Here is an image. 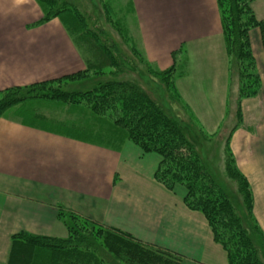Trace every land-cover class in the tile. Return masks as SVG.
Returning a JSON list of instances; mask_svg holds the SVG:
<instances>
[{"label": "crops", "instance_id": "obj_1", "mask_svg": "<svg viewBox=\"0 0 264 264\" xmlns=\"http://www.w3.org/2000/svg\"><path fill=\"white\" fill-rule=\"evenodd\" d=\"M130 4L136 40L147 61L165 71L179 53L176 86L181 101L206 134H217L228 116L232 83L217 0ZM255 9L264 19V0H256ZM42 17L34 0H0V91L85 70L58 19L32 27ZM252 47L261 89L243 100V122L230 147L264 234V48L257 30ZM23 108L13 114L20 118L0 120V264H7L16 233L67 237L60 208L168 251L181 264H229L202 213L185 206V191H170L156 181L159 156L144 154L127 140L116 141L114 149L90 140L91 134L107 131L91 127L90 121L78 127L76 110L83 109L49 100L32 110Z\"/></svg>", "mask_w": 264, "mask_h": 264}, {"label": "trees", "instance_id": "obj_2", "mask_svg": "<svg viewBox=\"0 0 264 264\" xmlns=\"http://www.w3.org/2000/svg\"><path fill=\"white\" fill-rule=\"evenodd\" d=\"M37 1L44 13L38 25L59 18L67 32L73 36L75 43L87 49L91 57H87L86 70L77 74L56 81L0 91V118L8 110L20 105L44 100L69 106L84 103L97 115L110 113L113 124L120 129L116 130L117 134L112 133L114 140H127L136 145L142 153L155 154L161 158L155 174L156 181L170 191H174L178 185L186 188L185 206L205 216L214 240L226 251L229 264H264V234L253 215L252 192L246 178L238 170L230 149L231 136L243 122V100L257 96L261 89V78L257 72L250 41V32L259 28L264 45V19L259 20L255 15V0H218L223 35L230 59L231 85H237L238 93L235 100L229 101L228 104V115L235 124L230 129L224 145L226 170L229 176L236 180L248 218L238 215L225 190L213 179L196 143L190 139V127L184 120L171 116L168 110L160 106L141 82L106 81L84 93L62 89L64 83L85 79L91 72L103 75L105 68L116 67L118 71L114 74L118 75L131 68L123 61L122 55L115 60L113 54L99 44L96 37L84 26L82 12L78 11L76 6L65 3L58 7L57 0ZM75 36H78L79 40H76ZM129 42L132 43V40ZM114 48V52L119 53V49ZM136 49L132 45L134 56L149 68L147 73L157 76L160 82L164 83V88L170 91L171 99L179 103L184 111L189 112L188 107L182 103L176 86L179 53L173 54L174 65L161 72L150 68L149 63L140 57ZM91 59L94 63H91ZM236 66L237 78L234 77ZM188 117L189 123L195 126L190 112ZM227 124L222 125L220 133L225 130ZM198 129L202 135L209 138L204 131ZM58 215L69 230L67 237L39 236L25 231L16 233L11 238L7 264H99L92 253L93 250H90V246L83 240L88 233L81 234V229L94 232L107 251L125 264H181L178 256L144 244L118 229L104 227L63 208H60Z\"/></svg>", "mask_w": 264, "mask_h": 264}, {"label": "rangeland", "instance_id": "obj_3", "mask_svg": "<svg viewBox=\"0 0 264 264\" xmlns=\"http://www.w3.org/2000/svg\"><path fill=\"white\" fill-rule=\"evenodd\" d=\"M34 1L39 5L37 0H34ZM130 1L131 0H57L58 7H62L65 3H69L71 5L76 6L78 8L77 10L78 11L80 10L82 12L81 15L83 17L84 26L88 29V31L92 35L96 37L99 44L102 45L105 49H107L111 54H113L115 60L119 58V55H122L124 57L123 61H126L129 64V67L131 68V69H125V67H123L125 69L124 73H121L118 75H116L117 73L114 74L116 71H118L116 67L105 68L102 73L103 75H96L94 72H91L88 75V77L85 79H80V80H75V81H70L68 83H64L65 85L62 86V89L68 92L84 93L89 90H92L93 88L101 84L102 82H106V81H112V80L132 81L134 80L137 82H141V84L143 85V87H145L148 94L154 100H156V102L160 106H162L166 111L168 110L171 116L177 117V118L179 117L180 119L184 120V122L188 125V127H190V133H189L190 139H193L194 142L196 143L197 148L200 150L205 160V163L207 165V168L210 174L212 175L213 179L216 180L217 184L225 190L230 200L232 201L233 205L236 207L237 209L236 211L238 215L240 217L242 216L244 218L246 217L248 218L246 208L244 204L242 203V199L240 197L241 194L238 192L236 180L230 177L226 170L227 169L226 168V155L224 153V145L226 142V138L229 136V131L232 125L235 124L234 123L235 121H232L228 115L225 121V124L228 123L225 130H222V133H220V130H219L217 135L216 133L213 135L207 134L209 138L202 135L201 131L198 128H200L202 131L204 130L199 126L198 123L195 122V126L189 123L188 116H189L190 111L189 112L184 111L183 108L179 105V103L171 99V93L169 90L164 88L163 86L164 83L160 82L157 76H154L153 74L150 75L149 73H147L148 67L142 64L139 58H137V56H134L131 50L132 45H134V47L138 49L140 57L142 56L143 58H145L144 53H143L144 52L143 48L138 42L139 38H138L136 18L133 13V9L130 4ZM218 9H219V6H218ZM253 9H254L257 19H259L257 16V10L255 9V2L253 4ZM42 13H43V10H42ZM43 17H44V13H43ZM43 17L41 18V20L43 19ZM54 19H58L61 22L59 18H53L52 20ZM52 20H50L49 22H51ZM259 20H263V19H259ZM39 22H37L32 27L43 26L49 23L47 22L43 25H38ZM62 26L67 32V29L65 28V26L63 24ZM256 30L259 31L261 42H262V34L259 28H256L250 32V41H251L253 57L256 63V67H257V59L255 57L253 47H252V34ZM67 34L69 33L67 32ZM69 36L71 37V39H73V36H71L70 34ZM75 37H76V40H79L77 38L78 36H75ZM129 40H132V43H130ZM76 46L83 60L85 61V66H86L85 70H86L87 57L89 58L91 57V55H88L89 53H87V49L79 45V43L76 44ZM262 46L264 48L263 42H262ZM114 47L119 49V53L114 52V49H115ZM145 60L147 61L146 58ZM91 63H94L92 59H91ZM149 65H150V68H152L153 70L154 69L158 70L157 68L152 66L151 63H149ZM237 70L238 69L236 66L235 73H234L235 78L238 77ZM165 71H161V72H165ZM71 75H74V74H71ZM71 75H67V76H71ZM67 76H64V77H67ZM64 77L51 80V81L63 79ZM232 86L233 85H231V88H230L229 101L235 100V97L238 94L237 85H235L236 87L235 86L232 87ZM12 88H15V87H12ZM1 91H4V90H1ZM247 99H250V98H247ZM39 103H44V101H32L28 104L26 103L18 107H22V108L31 107V110H32L35 108V105H38ZM18 107L8 110L5 113V115L2 118H0V120L3 118H7L10 115L16 114L19 111L17 109ZM72 107H74L75 109L80 108L84 110L81 113L79 112V110H76V112L78 113L80 122H81L79 124H76L78 125V127L79 126L85 127L87 125L86 123L90 121L91 127L94 128V127L100 126L105 131H107V132H104L105 134L102 136L98 134H93V135L91 134L89 137L90 140H96V141L98 140L100 142H103L104 144H106L105 146H108L111 149L112 148L114 149V146L115 147L118 146V144L116 143V141L118 140L116 141L114 140L112 133L117 134L116 130L120 131V129L116 128L115 125L113 124L114 120L111 117L110 113H107V115H104V116L97 115L95 113H92V111H90L91 108L88 105L86 106V104L84 103L78 106H72ZM242 114H243V111H242ZM13 116H14L13 117L14 119H17L16 117H18V115H13ZM81 117H82V121H81ZM236 166H237V163H236ZM177 187H181L185 191V196H186L187 194L186 188L183 185H178L176 186V188ZM238 208H240V210ZM65 228L67 230V236H68L69 230L66 226ZM80 233L81 234L88 233L86 234L87 236L85 235L86 237H84L83 240L87 242V244L90 246V250L92 249L94 251V252L92 251V253L98 259L99 264H125V262H122L121 260H119L118 257H116L115 255L107 251L105 246L101 243V239H98V237L96 236L94 232L81 229Z\"/></svg>", "mask_w": 264, "mask_h": 264}]
</instances>
